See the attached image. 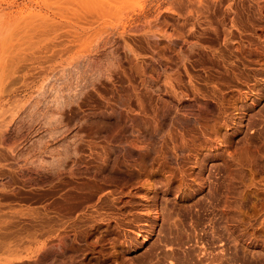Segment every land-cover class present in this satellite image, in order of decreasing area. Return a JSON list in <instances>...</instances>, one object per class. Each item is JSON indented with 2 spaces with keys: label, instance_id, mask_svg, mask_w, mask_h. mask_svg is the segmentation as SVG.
<instances>
[{
  "label": "rangeland",
  "instance_id": "1",
  "mask_svg": "<svg viewBox=\"0 0 264 264\" xmlns=\"http://www.w3.org/2000/svg\"><path fill=\"white\" fill-rule=\"evenodd\" d=\"M263 109L264 0H0V264L197 257L210 224L234 264H264Z\"/></svg>",
  "mask_w": 264,
  "mask_h": 264
},
{
  "label": "bare ground",
  "instance_id": "2",
  "mask_svg": "<svg viewBox=\"0 0 264 264\" xmlns=\"http://www.w3.org/2000/svg\"><path fill=\"white\" fill-rule=\"evenodd\" d=\"M226 34V33H225ZM228 34V33H227ZM229 34H231L230 32H229ZM231 36V35H230ZM224 38L226 39V38H228V37H225L224 36ZM224 40V39H223ZM228 40V39H227ZM226 40V41H227ZM226 41H225V43H226ZM228 42V41H227ZM229 43V42H228ZM259 44V43H258ZM225 45V44H224ZM226 45H227V43H226ZM261 45V44H260ZM225 48V47H224ZM226 49V48H225ZM228 49V48H227ZM251 53V52H250ZM259 69V68H258ZM263 71V70H262ZM261 71V72H262ZM255 72V71H254ZM257 73V72H256ZM258 74V73H257ZM257 83V82H256ZM225 97V96H224ZM224 100V99H223ZM218 102H219V100H218ZM223 103H224V101H223ZM222 103V104H223ZM221 104V105H222ZM264 110V109H263ZM262 117V116H261ZM200 117H198V119H199ZM197 119V120H198ZM208 120V119H207ZM205 121V120H204ZM213 121V120H212ZM195 122V121H194ZM207 122V121H206ZM205 122V123H206ZM209 123V122H208ZM212 123V122H211ZM204 123H202V125H203ZM214 124V123H213ZM197 125V124H196ZM201 125V124H200ZM200 125H198V126H200ZM201 125V126H202ZM211 125V124H210ZM209 125V126H210ZM215 125V124H214ZM174 126V125H173ZM195 126V125H194ZM193 126V127H194ZM208 126V127H209ZM217 126V125H216ZM181 127V126H180ZM205 127V126H204ZM203 128V127H202ZM262 128V127H261ZM212 128L210 127V130H211ZM216 129V128H215ZM218 129V128H217ZM172 130V129H171ZM214 130V129H213ZM252 130V129H251ZM204 131H205V128H204ZM256 131V130H255ZM171 132H173V131H171ZM212 132V131H211ZM263 132H264V130H263ZM203 132H201V134H202ZM207 133V132H206ZM168 134V133H167ZM180 134H181V131H180ZM192 134H193V132H192ZM192 134H190V135H192ZM205 134V133H204ZM213 134V133H212ZM251 134V133H250ZM250 134H244V136L242 137V139H241V141H244V143L246 142L247 144L248 143H252V140H254V139H252L254 136L253 135H250ZM259 134V133H258ZM261 134H263V133H261ZM179 135V134H178ZM188 135V134H187ZM197 135H198V132H197ZM203 135V134H202ZM206 135H208V134H206ZM182 136V135H181ZM181 136H180V138H181ZM220 136H222V140L223 141H226L225 140V137L221 134ZM168 137H170L169 135H168ZM221 138V137H220ZM256 138V137H255ZM191 139H193V138H191ZM195 139V138H194ZM258 139V138H257ZM186 140H188V139H186ZM196 140V139H195ZM192 141V140H191ZM203 141V140H202ZM206 141V140H205ZM240 141V142H241ZM173 142V141H172ZM172 142H170V143H172ZM175 142V141H174ZM185 142V141H184ZM221 142V141H220ZM226 142H228V141H226ZM182 143V142H181ZM186 143V142H185ZM190 143V142H189ZM195 142H193L192 143V145L194 144ZM201 143V142H200ZM221 143H223V142H221ZM230 143V142H229ZM229 143H228V146H229ZM173 144V143H172ZM175 144V145H174ZM173 145L174 146H176V143H174ZM246 144V145H247ZM169 145V144H168ZM172 145V146H173ZM197 145V144H196ZM225 145V144H224ZM223 145V146H224ZM226 145H227V143H226ZM166 146V145H165ZM171 146V147H172ZM173 146V147H174ZM189 146L190 145H188V149H189ZM167 147V146H166ZM194 147V146H193ZM196 147V146H195ZM195 147H194V149H195ZM160 148V147H159ZM197 148V147H196ZM199 148V147H198ZM224 148V152H226L227 153V155L230 153V151H228V149H227V146L225 147H223ZM222 148V149H223ZM172 149V148H171ZM177 150H178V148H176ZM175 149V150H176ZM187 149V148H186ZM221 149V150H222ZM233 149V148H232ZM161 150V149H160ZM181 150V149H180ZM198 150V149H197ZM236 150V149H235ZM172 152L174 151L173 149L171 150ZM192 151V150H191ZM196 151V150H195ZM201 151H202V148H201ZM205 151V150H204ZM204 151H202L203 153H204ZM211 151V150H210ZM223 151V150H222ZM181 152V151H180ZM208 152V151H207ZM143 153V152H142ZM155 153H157V152H155ZM155 153H154V155H155ZM185 153L186 152H184V155H185ZM188 153V152H187ZM199 153H200V151H199ZM213 153V152H212ZM234 153V152H233ZM192 154V153H191ZM231 154V153H230ZM153 155V156H154ZM162 155V154H161ZM173 155V154H172ZM178 156V155H177ZM190 156V155H189ZM208 156L210 157V158H216L218 155L216 154V153H213V154H206V155H202V156H199V157H196V158H194V162L193 163H195V165H197V167L199 168V170H198V172L196 173V175H197V177L198 176H200L201 174H202V172H203V169H204V162L206 161V158L208 159ZM229 156H232V155H229ZM162 157H163V155H162ZM187 157V156H186ZM223 157V156H222ZM154 158H156L155 156H154ZM164 158V157H163ZM173 158H175V156L173 157ZM178 158H179V156H178ZM190 158V157H189ZM147 159V158H146ZM161 159V158H160ZM165 159V158H164ZM163 159V160H164ZM176 159V158H175ZM174 159V160H175ZM225 159V158H224ZM158 160V159H157ZM177 160V159H176ZM159 161H161V160H159ZM165 161V160H164ZM179 161H181V160H179ZM192 161V160H191ZM145 162V161H144ZM151 162V161H150ZM152 162H153V160H152ZM185 162V161H184ZM161 163V162H160ZM191 163V162H190ZM142 164V163H141ZM149 164V163H148ZM179 164V163H178ZM144 165V164H143ZM158 165V164H157ZM181 165V164H180ZM215 164H213V166H212V169H210V171H209V174H207L208 176L206 177V178H204L205 180L204 181H202V183L200 184V185H198V189L197 190H199V191H203L205 188L207 189V191H206V193L202 196V198L203 199H208L209 197H210V195H212L213 193H215L217 190H218V187L220 186V184H222V182L219 180L220 178L218 177V174H219V172L221 171V169H220V166H218V165H215ZM176 166H178V165H176ZM193 166V165H192ZM146 167V166H145ZM158 167V166H157ZM162 167H166V165H165V162L164 163H162ZM171 167V166H170ZM181 167V166H180ZM180 167H177V168H179L180 169ZM194 167V166H193ZM196 167V166H195ZM143 168V167H142ZM167 168V167H166ZM176 168V169H177ZM184 168V167H183ZM150 169V168H149ZM161 169V168H160ZM186 169V168H185ZM140 170H141V168H140ZM139 170V171H140ZM159 170V169H158ZM162 170V169H161ZM175 170V169H174ZM173 170V171H174ZM186 170H188V169H186ZM146 171V170H145ZM163 171H165L164 170V168H163ZM167 171V170H166ZM189 171V170H188ZM188 171H187V173H188ZM144 172V171H143ZM168 172H169V168H168ZM175 172V171H174ZM179 172L182 174L183 172H184V170H179ZM178 172V173H179ZM186 172V171H185ZM156 173V172H155ZM154 173V174H155ZM159 173V172H158ZM194 173V172H193ZM233 173V172H232ZM146 174V173H145ZM171 174V173H170ZM189 174V173H188ZM179 175V174H178ZM184 175V174H183ZM193 175V174H192ZM168 176H169V174H168ZM167 176V177H168ZM185 176V175H184ZM141 177V176H140ZM193 177V176H192ZM194 177H195V174H194ZM201 177V176H200ZM171 178V177H170ZM169 178V179H170ZM168 179V178H167ZM166 179V180H167ZM178 179H180L179 181L182 183V184H184V178L181 176V178H178ZM193 180V179H192ZM191 180V181H192ZM197 180V179H196ZM200 180V179H199ZM203 180V179H202ZM172 181V180H171ZM198 181V180H197ZM168 182V181H167ZM194 182V181H193ZM155 183V182H154ZM153 183V184H154ZM169 183V182H168ZM152 184V185H153ZM156 184H157V182H156ZM232 184V183H231ZM155 185V184H154ZM162 185V184H161ZM161 185H160V188H161ZM164 185V184H163ZM162 185V186H163ZM187 185H190V183H187ZM157 185H155V188H157L156 187ZM165 186V185H164ZM170 186L171 185H169V184H167L166 185V189H167V191H168V189L170 190ZM204 186V187H203ZM151 188H153L152 186H150ZM151 188H149L150 189V191H152V190H157V189H151ZM146 189H148V188H146ZM145 189V190H146ZM159 189V188H158ZM172 189V188H171ZM223 190V189H222ZM146 191H148V190H146ZM150 191H148V192H150ZM220 191H221V189H220ZM112 192H113V190H112ZM153 192V191H152ZM128 193H130V192H128ZM221 193H223V192H221ZM220 193V194H221ZM230 193V192H229ZM113 194H116V193H113ZM121 194V193H120ZM145 194L146 193H144V196H145ZM218 194H219V192H218ZM219 194V195H220ZM108 195V194H107ZM107 195H105L106 197H107ZM215 195V194H214ZM109 196H110V194H109ZM130 196V195H129ZM147 196V195H146ZM218 196V195H217ZM122 197V196H121ZM132 197V196H131ZM131 197H129L130 199H131ZM142 197V196H141ZM148 197V196H147ZM146 197V198H147ZM152 197V196H151ZM150 197V199H149V201H146L145 200V202L143 201V202H141V203H138L139 204V206H140V208L139 209H146V208H149V210H150V208H151V211L152 212H150L149 211V213H151L150 215H145V214H149V213H143V211H139L140 212V214L141 213H143L145 216H146V220H147V222L149 221L150 223H155L156 222V220H158L159 218H161V220L163 221V219H164V216H163V214H162V208H158V206H160L159 204H157V202H155V198H151ZM234 198H235V196H233ZM110 198V197H109ZM120 198V195L119 196H117V197H114V195H112V198L110 199V201H109V205L108 206H115L116 205V203L117 202H119L118 200H121V199H119ZM140 198V197H139ZM143 198V197H142ZM216 198H219V197H216ZM141 199V198H140ZM144 199V198H143ZM202 199V200H203ZM107 200H109L108 198L106 199V201ZM216 200V199H215ZM133 201H134V199H133ZM211 201H212V199H211ZM108 202V201H107ZM120 202H122V200L120 201ZM131 203H132V201H130ZM209 202V201H208ZM224 202V201H223ZM235 202V201H234ZM98 203V202H97ZM99 203H100V201H99ZM197 203H200V202H197ZM232 203V202H231ZM119 204V203H118ZM117 204V205H118ZM122 205H123V203H121ZM129 204V203H128ZM128 204L126 205V206H128ZM138 204H137V206H138ZM212 204V203H211ZM213 204H214V202H213ZM219 204V203H218ZM233 204V203H232ZM235 204V203H234ZM233 204V205H234ZM98 205V204H97ZM133 205H134V203H133ZM232 205V206H233ZM130 206V205H129ZM128 206V207H129ZM215 206V205H214ZM95 207H97L96 205H95ZM100 207V210H104L105 212H107L108 214L110 213V211L108 212V210H110V209H108L107 211L105 210V207H106V204H104L103 202L101 203V205L99 206ZM117 208L119 207V206H116ZM123 207H125V206H123ZM162 207V206H161ZM114 208V207H113ZM127 208V207H126ZM138 208V207H137ZM164 208V207H163ZM213 209L214 208H216V206L215 207H212ZM120 209V208H119ZM123 209V208H122ZM192 209V208H191ZM209 209V208H208ZM130 210V209H129ZM137 210V209H136ZM147 210V209H146ZM164 210H166V208L164 209ZM188 210V209H187ZM216 210V209H215ZM94 212H95V209L93 210ZM112 211V210H111ZM120 211H121V209H120ZM124 211V210H123ZM134 211V210H133ZM133 211H132V214H128V212H127V214L128 215H131V218H129L128 220H127V225L128 226H131V228H132V226H134L133 225V223L135 222V221H137V220H139V219H141V218H144L145 216H140V214H136V213H133ZM145 211V210H144ZM101 212V211H100ZM113 212V211H112ZM126 212V211H125ZM134 212H136V211H134ZM148 212V211H147ZM99 213V211L97 212V214ZM113 213H115V211L113 212ZM138 213V212H137ZM152 213H154V214H152ZM95 214H96V212H95ZM96 214V215H97ZM99 214H101V213H99ZM98 214V215H99ZM103 214V213H102ZM101 214V215H102ZM100 215V216H101ZM104 216H105V213L103 214ZM107 215V214H106ZM114 215V214H113ZM112 215V216H113ZM118 215V214H117ZM120 215H125V214H121L120 213ZM119 215V216H120ZM89 216H92V213H91V215L89 214ZM94 216V215H93ZM92 216V217H93ZM108 216V215H107ZM111 216V215H110ZM118 216V217H119ZM168 216V215H167ZM95 217V216H94ZM101 217H103V216H101ZM117 216H116V218H118ZM124 217V216H123ZM98 218V217H97ZM105 218V217H104ZM114 218V217H113ZM121 218V217H120ZM125 218V217H124ZM126 218H127V216H126ZM170 218V217H169ZM96 219V218H95ZM103 219V218H102ZM210 219V218H209ZM89 220H90V218H89ZM94 220V219H93ZM99 220H100V218H99ZM104 220V219H103ZM107 220V218L105 219V221ZM110 220H113L112 219V217H111V219ZM115 220V219H114ZM125 220V219H124ZM123 220V221H124ZM168 220V219H167ZM212 220V219H211ZM215 220H217V219H215ZM104 221V222H105ZM118 221H121V220H119L118 219ZM123 221H121L122 223H123ZM207 221H208V219H207ZM108 222V221H107ZM115 222V221H114ZM205 222V221H204ZM211 222V221H210ZM102 223V222H101ZM197 223H198V221H197ZM206 223V222H205ZM204 223V224H205ZM212 223V222H211ZM106 224V223H105ZM135 224V223H134ZM208 224H209V222H208ZM108 225H109V222H108ZM114 225V224H113ZM112 225V226H113ZM115 225H116V223H115ZM149 225V224H148ZM215 225V224H214ZM214 225H209V226H207L208 227V229L207 230H205L206 232V234L208 235V237L206 238V236L204 237V236H200V237H198V240H200V242H199V244H200V251L198 252L199 254H198V256L197 257H174V255H173V257H170V256H167V255H165L166 257H143L142 258V260H141V262L142 263H145V264H234V263H236V261H237V258L236 257H230V256H232V255H229V257H225V253H224V248L222 247L223 246V242H222V239L220 238V236H219V234H218V232H217V229H216V231H215V228L216 227H214ZM111 226V225H110ZM123 226V225H122ZM150 226V225H149ZM153 226V225H152ZM169 226V225H168ZM116 227H118V225L117 226H115V228ZM124 227H125V224H124ZM137 227H139V226H137ZM206 227V228H207ZM113 228V227H112ZM115 228H114V230H115ZM118 228H120L119 230H121L122 228L121 227H118ZM107 229V228H106ZM110 229V228H109ZM117 229V228H116ZM129 229V228H128ZM135 229V228H134ZM130 230V229H129ZM136 230V229H135ZM139 230H141V229H139ZM143 230V229H142ZM169 230H170V227H169ZM116 232V231H115ZM122 232H124V231H122ZM201 232V231H200ZM108 233V232H107ZM114 233V232H113ZM121 232H119V234H120ZM204 233V232H203ZM205 233H204V235H205ZM230 232H228V234H229ZM232 233V232H231ZM114 235V234H113ZM124 235V234H123ZM227 235V234H226ZM231 235V234H230ZM95 236V235H94ZM98 237H100L99 235H97ZM125 236H127L126 235V232H125ZM124 236V237H125ZM104 237V236H103ZM197 237V236H196ZM222 237V236H221ZM231 237V236H230ZM230 237H229V239H230ZM97 237H95L94 238V241H95V239H96ZM125 238H127V237H125ZM124 238V239H125ZM225 238V237H224ZM226 238H227V236H226ZM99 240V242L100 241H102V240H100V239H98ZM105 240V239H104ZM190 240V239H189ZM226 240V239H225ZM197 241V240H196ZM203 241V242H202ZM98 242V243H99ZM103 242V241H102ZM106 242V241H105ZM105 242H103V243H105ZM233 242V241H232ZM95 242H92L91 244H94ZM111 243H113V242H111ZM110 243V244H111ZM215 243H217V245L215 244ZM88 244V243H87ZM86 244V245H87ZM216 245V247H214L213 245ZM101 245H103V244H101ZM101 245H99V246H101ZM235 245V244H234ZM90 246H92V245H90ZM90 246H88L89 248H90ZM97 246V245H96ZM85 247V246H84ZM94 247V246H93ZM102 247H104V250H105V246H102ZM195 247V246H194ZM234 247V246H233ZM86 248V247H85ZM89 248H87L88 250H89ZM99 248V247H98ZM101 248V247H100ZM199 248V247H198ZM235 248V247H234ZM103 249V248H102ZM210 249V250H209ZM97 250V249H96ZM199 250V249H198ZM226 251V250H225ZM93 252H94V250H93ZM106 252V251H105ZM173 252V251H172ZM99 253V249H98V252H97V254ZM111 253V252H110ZM164 253H165V251H164ZM166 253H168V251L166 252ZM174 253V252H173ZM172 253V254H173ZM187 253V252H186ZM232 253V252H231ZM233 253H234V251H233ZM104 254V253H103ZM107 254V253H106ZM106 254H104V255H106ZM185 254V253H184ZM229 254V253H228ZM227 254V255H228ZM103 255V256H104ZM169 255H170V253H169ZM197 255V254H196ZM234 255V254H233ZM101 256V255H100ZM107 256V255H106ZM157 256V255H156ZM98 257V256H97ZM102 257V256H101ZM105 257V256H104Z\"/></svg>",
  "mask_w": 264,
  "mask_h": 264
}]
</instances>
